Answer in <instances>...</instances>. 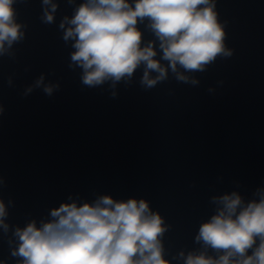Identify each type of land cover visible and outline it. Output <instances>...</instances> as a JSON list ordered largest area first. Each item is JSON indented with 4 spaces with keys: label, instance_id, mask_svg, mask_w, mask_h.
Segmentation results:
<instances>
[{
    "label": "clouds",
    "instance_id": "clouds-1",
    "mask_svg": "<svg viewBox=\"0 0 264 264\" xmlns=\"http://www.w3.org/2000/svg\"><path fill=\"white\" fill-rule=\"evenodd\" d=\"M13 3L0 0V52L5 43L11 46L22 36ZM43 3L50 4L51 0ZM213 8L210 0H135L134 7L127 0H87L70 20L65 17L71 26L63 38L75 41L71 59L83 68L84 84L94 86L109 78L118 81L131 76L143 63V83L152 87L166 77L167 69L155 59L151 42L141 47L138 19H150L162 58L173 72L177 65L202 71L217 55H230ZM55 10V4H51V11L45 10V22L53 21ZM149 71L158 76L150 79ZM178 79L186 77L178 74ZM44 91L51 94L52 88L45 87ZM220 200L223 207L200 226L196 240L224 250V254L213 259L203 253H189L185 264H264V199L242 209L236 194ZM5 214L0 202V224ZM51 216L54 219L40 228L30 223L16 230L21 243L13 255L23 257V264H168L160 240L166 230L163 220L143 199L115 202L105 196L94 205L62 204L51 211ZM257 237L259 246L247 255ZM237 256L240 259L234 260Z\"/></svg>",
    "mask_w": 264,
    "mask_h": 264
}]
</instances>
